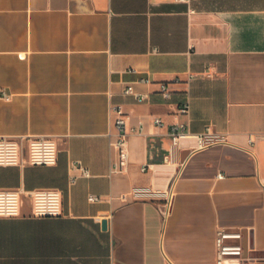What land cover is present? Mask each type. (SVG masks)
Masks as SVG:
<instances>
[{"label": "crops", "instance_id": "obj_1", "mask_svg": "<svg viewBox=\"0 0 264 264\" xmlns=\"http://www.w3.org/2000/svg\"><path fill=\"white\" fill-rule=\"evenodd\" d=\"M110 103L128 113L124 170ZM174 122L226 141L170 158ZM40 134L55 164L0 165V188L21 191L0 264H218L219 226L244 232L232 264H264V0H0V135ZM134 185L170 187L168 214L121 200ZM38 187L61 190L62 215L32 214Z\"/></svg>", "mask_w": 264, "mask_h": 264}, {"label": "built area", "instance_id": "obj_2", "mask_svg": "<svg viewBox=\"0 0 264 264\" xmlns=\"http://www.w3.org/2000/svg\"><path fill=\"white\" fill-rule=\"evenodd\" d=\"M194 10V9H192ZM141 80L152 81L149 77H142ZM168 81L161 82V92L168 97L171 94ZM125 92L133 94L138 101L147 98V93L137 90L133 83L125 87ZM8 98L9 94L5 93ZM190 109V102L186 98L179 106V111L187 113ZM110 114L117 128V136L114 145L118 150V157L114 162L115 170H124L129 160L127 120L128 113L121 103H110ZM155 123H162L159 116L154 117ZM142 122L135 127L134 131L141 132ZM27 141L25 148L21 137L11 135H0V165L21 164L26 155L30 164L51 165L58 159V148L56 140L46 134L29 135L23 137ZM194 138V145L190 149L196 150L213 144L226 141V135L215 132L207 126L199 133L189 131L186 123L174 122L170 132V158H174L182 147V142ZM82 168L85 175H89V169L76 163ZM123 201L129 200H157L163 205V212L168 214L173 201L174 192L170 187L159 188L151 185H134L130 190L119 195ZM91 200H99L100 196L91 194ZM32 214L34 216H60L63 213L62 192L55 187H38L31 191ZM21 214V191L18 188H0V216L15 217ZM244 232L239 228L219 226L216 231L217 263L232 264L239 263L244 259L245 245L243 243Z\"/></svg>", "mask_w": 264, "mask_h": 264}, {"label": "water", "instance_id": "obj_3", "mask_svg": "<svg viewBox=\"0 0 264 264\" xmlns=\"http://www.w3.org/2000/svg\"><path fill=\"white\" fill-rule=\"evenodd\" d=\"M190 149L189 148H185L181 151V158L184 159L189 153H190ZM103 226L106 227V220L104 219L103 221Z\"/></svg>", "mask_w": 264, "mask_h": 264}]
</instances>
